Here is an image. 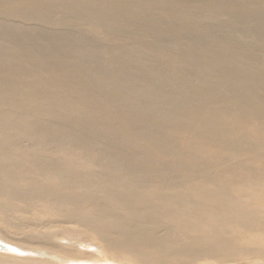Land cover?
<instances>
[{"label": "bare ground", "instance_id": "bare-ground-1", "mask_svg": "<svg viewBox=\"0 0 264 264\" xmlns=\"http://www.w3.org/2000/svg\"><path fill=\"white\" fill-rule=\"evenodd\" d=\"M238 262L264 264V0H0V264Z\"/></svg>", "mask_w": 264, "mask_h": 264}, {"label": "rangeland", "instance_id": "rangeland-1", "mask_svg": "<svg viewBox=\"0 0 264 264\" xmlns=\"http://www.w3.org/2000/svg\"><path fill=\"white\" fill-rule=\"evenodd\" d=\"M91 244V246H92V242L90 243ZM94 245V244H93ZM93 247V249L95 250V245L94 246H92ZM92 247H89V248H87V249H89L88 251H94L93 249H92ZM91 248V249H90ZM235 264H251V263H247V262H238V263H235Z\"/></svg>", "mask_w": 264, "mask_h": 264}]
</instances>
